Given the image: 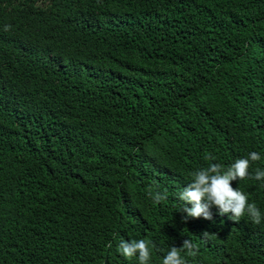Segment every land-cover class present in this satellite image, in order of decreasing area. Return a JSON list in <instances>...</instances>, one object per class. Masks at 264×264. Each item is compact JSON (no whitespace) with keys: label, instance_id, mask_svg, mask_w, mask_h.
<instances>
[{"label":"trees","instance_id":"1","mask_svg":"<svg viewBox=\"0 0 264 264\" xmlns=\"http://www.w3.org/2000/svg\"><path fill=\"white\" fill-rule=\"evenodd\" d=\"M242 158L261 223L184 221L192 173ZM257 169L264 0H0V264H140L118 246L141 239L150 264H264Z\"/></svg>","mask_w":264,"mask_h":264},{"label":"clouds","instance_id":"2","mask_svg":"<svg viewBox=\"0 0 264 264\" xmlns=\"http://www.w3.org/2000/svg\"><path fill=\"white\" fill-rule=\"evenodd\" d=\"M7 30V26L5 28ZM212 159V157H205ZM251 161H258L260 156L256 152L250 153ZM250 161L247 158L236 160L226 170L222 169L219 164H211L206 169L198 170L192 173L191 182L184 187L179 194V198L184 202V206L180 209L182 213H187L183 216V220L189 218L203 217L207 220H212L213 215L210 211L212 205L219 208L221 216L228 214V218L233 222L239 220L246 214L251 218L253 223H261V213L255 204L248 203V197L245 193L234 188L232 181L245 180L249 178L248 169ZM254 179H264V171L257 169L254 174ZM166 193L157 192L153 199L155 203H160L166 199ZM189 205H191L189 207ZM207 236V232L204 233ZM182 248L186 250L187 255H196L198 248L190 239H184ZM118 251L126 258L138 257L140 264H150L151 251L145 240H132L131 242L122 240L118 246ZM162 264H186L185 259L181 256L176 246L164 257Z\"/></svg>","mask_w":264,"mask_h":264}]
</instances>
